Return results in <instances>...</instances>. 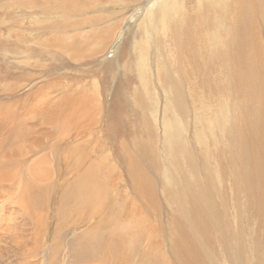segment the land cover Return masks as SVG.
I'll return each instance as SVG.
<instances>
[{
  "label": "bare ground",
  "instance_id": "6f19581e",
  "mask_svg": "<svg viewBox=\"0 0 264 264\" xmlns=\"http://www.w3.org/2000/svg\"><path fill=\"white\" fill-rule=\"evenodd\" d=\"M152 2L0 4V264H264V0Z\"/></svg>",
  "mask_w": 264,
  "mask_h": 264
},
{
  "label": "rangeland",
  "instance_id": "374dc122",
  "mask_svg": "<svg viewBox=\"0 0 264 264\" xmlns=\"http://www.w3.org/2000/svg\"><path fill=\"white\" fill-rule=\"evenodd\" d=\"M151 1H153L152 3H150L149 5H148V7L146 8V10H145V12L147 13V14H149L150 13V11H149V7L153 4V3H155V2H157L158 0H149V2H151ZM2 3V5L4 4V0H0V4ZM108 10L109 11H113V10H110L109 8H103V9H100V10H98V11H96L95 12V10H93V11H89V12H86V13H84L81 17H79V18H82L83 16V18H93V17H104L103 15H102V13L104 14V13H107L108 12ZM107 11V12H106ZM95 12V13H94ZM0 41H4V40H7L8 39V31L12 28L11 26H10V22L9 23H7V22H5L4 21V19H3V17L4 16H2V12L0 11ZM27 13V12H26ZM93 13V14H92ZM101 15H100V14ZM29 14V13H28ZM30 15V17H32V14L30 13L29 14ZM10 18V17H9ZM9 18H6V20L8 21L9 20ZM56 19H58L59 20V22H58V24L59 23H61V20L60 19H62L60 16L58 17H55ZM104 21V22H103ZM103 23H101V25L99 26V27H97V28H104L105 26L107 27V26H110V25H112L113 24V19H107L106 21L103 19ZM108 21V22H107ZM49 22L51 23V20H49ZM111 22V23H110ZM4 24V25H3ZM104 26H103V25ZM131 22H129V23H124V27L122 26L121 27V29H122V33L123 34H126V32L127 31H129L130 29H129V26H130V28H131V26L133 25V24H131ZM33 25H34V28L35 29H37L38 31H40V27H39V25L38 24H35V23H33ZM103 26V27H102ZM128 26V27H127ZM2 28V29H1ZM96 28V29H97ZM129 30H128V29ZM5 29H6V31H5ZM89 29H91V27H89ZM92 29H94V28H92ZM91 29V30H92ZM1 31H2V33H1ZM5 39H4V38ZM2 38H3V40H2ZM7 49H11L10 47L9 48H7ZM11 52V53H10ZM14 53V51L13 50H11V51H9L8 52V57L9 58H7L6 60L3 58V57H1L0 56V69H2L4 72H5V70H8V69H11V68H15V67H13V66H11V62H13V60L11 59L12 58V56L10 55V54H13ZM1 55V54H0ZM11 56V57H10ZM12 60V61H11ZM8 62V63H7ZM15 63H16V61H14ZM3 63V64H2ZM7 63V64H6ZM10 63V64H9ZM4 64H5V67H4ZM19 67H23V68H29V69H31L30 67V65L28 64V65H25V64H21ZM5 68V69H4ZM73 68V67H72ZM3 71H1L0 70V72H3ZM2 74V73H1ZM4 75H6L5 73H3ZM17 75H14V77L13 76H9L10 78H11V80L13 81L14 79H16V78H18V77H16ZM70 77L72 76V75H69ZM87 76H89V75H87ZM6 81V79L4 78V79H0V82H2L3 83V85H2V83L0 84V85H2L3 87L2 88H4V86H5V84L6 83H10V82H5ZM5 82V83H4ZM57 81L56 80H53V82H51V84H55ZM39 85H37V89H35V91H36V93H35V91L34 92H32L31 94H30V96H32V97H30L28 100H29V102H33V100L34 99H36V97H37V95L40 93V92H42V91H37L39 88H42V87H44L46 84H47V82H45V81H41L40 80V82L38 83ZM0 88H1V86H0ZM46 90L44 89V91H43V93L45 92ZM23 93V92H22ZM8 95V96H7ZM17 95V96H16ZM15 96H9V93L8 94H5V95H3V101H4V104H5V106H7V104H10V102L9 103H7L6 104V102H8V101H12V100H14V99H18V102L14 105V107L16 108V109H21V111H20V109H19V111L20 112H26L27 110H32V108H33V106H29L28 105V101H27V98H25L23 101H21V99L20 98H18V97H21V90L19 91V93L18 94H16ZM5 96H7V97H5ZM5 97V98H4ZM34 97V98H33ZM4 99H6V100H4ZM8 99V100H7ZM27 102V103H26ZM22 104H24V105H22ZM22 107H23V109H22ZM25 108V109H24ZM34 120H32V122H33ZM182 129L184 130V127H182ZM150 221H152L151 223L153 224L152 226H154V223H153V220H150ZM167 222V221H166ZM166 226H168L167 225V223L165 224ZM168 228V227H167Z\"/></svg>",
  "mask_w": 264,
  "mask_h": 264
}]
</instances>
